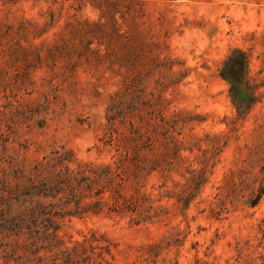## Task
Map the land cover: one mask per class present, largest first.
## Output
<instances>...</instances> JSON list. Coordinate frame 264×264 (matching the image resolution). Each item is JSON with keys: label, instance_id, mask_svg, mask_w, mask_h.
I'll list each match as a JSON object with an SVG mask.
<instances>
[{"label": "rangeland", "instance_id": "rangeland-1", "mask_svg": "<svg viewBox=\"0 0 264 264\" xmlns=\"http://www.w3.org/2000/svg\"><path fill=\"white\" fill-rule=\"evenodd\" d=\"M0 203L27 264H264V0H0Z\"/></svg>", "mask_w": 264, "mask_h": 264}, {"label": "trees", "instance_id": "trees-1", "mask_svg": "<svg viewBox=\"0 0 264 264\" xmlns=\"http://www.w3.org/2000/svg\"><path fill=\"white\" fill-rule=\"evenodd\" d=\"M8 205H7V210L8 212L12 211V204L11 202L8 201ZM21 203V207L23 209H25L26 207V213H28L27 210H30L29 215L31 218V220L27 223V234L29 233V236L32 235V233L30 232L32 230V226L33 225H37L39 224V219L44 217L45 221H48V216H49V212L50 209L52 208L50 206V204H53V202H49L50 204H46L45 202H43L42 200H20ZM28 207V208H27ZM4 211H6V209H4ZM9 222V225H8ZM12 227L13 229L9 228ZM19 228V229H23L21 224L18 222H14L13 220H10L9 218H7L6 214L3 213V207L2 204L0 203V239H2V237H5L6 235V231H14V229ZM26 229V228H25ZM16 231V230H15ZM19 231V230H18ZM38 231V230H35ZM43 232H35L36 236L38 234L43 235V239L49 240L50 244H56L57 242L54 241L55 237V232L56 230L53 231H49L47 227H44ZM86 239V238H85ZM79 242H76L74 247H65L63 248V250L70 252L72 249L78 248L79 246ZM14 245V244H13ZM29 246L26 245V248H28ZM61 250L59 249L57 251L60 252ZM25 252H30V250H26ZM0 253L2 256V259H4L3 264H27L26 260L24 259V255L22 254H18L16 253V248H14L13 246L6 244V246L0 248ZM36 255V254H35ZM40 257V256H38ZM41 260V259H40ZM78 261V260H76ZM43 262H45L44 260L40 261L39 264H44Z\"/></svg>", "mask_w": 264, "mask_h": 264}]
</instances>
